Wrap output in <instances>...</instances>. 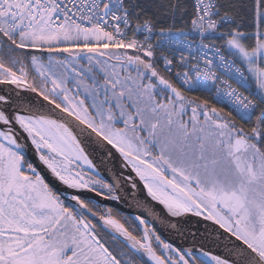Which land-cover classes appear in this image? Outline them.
Masks as SVG:
<instances>
[{
    "label": "snow or ice",
    "instance_id": "obj_1",
    "mask_svg": "<svg viewBox=\"0 0 264 264\" xmlns=\"http://www.w3.org/2000/svg\"><path fill=\"white\" fill-rule=\"evenodd\" d=\"M0 264H264V0H0Z\"/></svg>",
    "mask_w": 264,
    "mask_h": 264
},
{
    "label": "water",
    "instance_id": "obj_2",
    "mask_svg": "<svg viewBox=\"0 0 264 264\" xmlns=\"http://www.w3.org/2000/svg\"><path fill=\"white\" fill-rule=\"evenodd\" d=\"M30 158H32L30 156ZM92 158L97 164L100 163V156L99 155H96L95 153L92 154V156L90 157ZM34 159V158H33ZM38 163V162H37ZM39 170L42 172V174L49 180L51 181V177H50V174L47 172V170L43 169L42 166H39ZM55 186L57 188H60V189H63V186L62 185H59L58 182H55ZM121 213L125 214V215H129L130 213L132 215H135L136 214V211L135 209H132V208H128V207H123L121 209ZM203 227V225L201 226ZM175 244H180V243H183V246L184 247H191L193 245V241L189 240L187 242H184V241H171ZM196 243V246L199 247L200 246V243L199 242H195ZM205 250H208V251H211L213 254H219L221 253L222 249H218L216 248L215 246L211 245V244H206L205 245Z\"/></svg>",
    "mask_w": 264,
    "mask_h": 264
},
{
    "label": "trees",
    "instance_id": "obj_3",
    "mask_svg": "<svg viewBox=\"0 0 264 264\" xmlns=\"http://www.w3.org/2000/svg\"><path fill=\"white\" fill-rule=\"evenodd\" d=\"M193 95H206V94L205 93L196 92V93H193ZM101 235H103V234H101ZM103 238H104L105 241H107L108 245L113 248V250L118 249V247H119L118 242L109 240L108 236H103Z\"/></svg>",
    "mask_w": 264,
    "mask_h": 264
},
{
    "label": "built area",
    "instance_id": "obj_4",
    "mask_svg": "<svg viewBox=\"0 0 264 264\" xmlns=\"http://www.w3.org/2000/svg\"><path fill=\"white\" fill-rule=\"evenodd\" d=\"M153 40H155V37H153ZM234 86L239 87V85H237V84H235V83H234ZM250 87H251L252 89H255V85H253L251 82H250ZM240 90H241V91H244L243 88H241ZM245 94L247 95L248 93L245 92Z\"/></svg>",
    "mask_w": 264,
    "mask_h": 264
},
{
    "label": "flooded vegetation",
    "instance_id": "obj_5",
    "mask_svg": "<svg viewBox=\"0 0 264 264\" xmlns=\"http://www.w3.org/2000/svg\"><path fill=\"white\" fill-rule=\"evenodd\" d=\"M123 216H127V215H125V214H123V213H121ZM109 240H111L110 238H109Z\"/></svg>",
    "mask_w": 264,
    "mask_h": 264
},
{
    "label": "crops",
    "instance_id": "obj_6",
    "mask_svg": "<svg viewBox=\"0 0 264 264\" xmlns=\"http://www.w3.org/2000/svg\"><path fill=\"white\" fill-rule=\"evenodd\" d=\"M251 82H252V84H253V85H255V83H254V80H253V81H251Z\"/></svg>",
    "mask_w": 264,
    "mask_h": 264
}]
</instances>
